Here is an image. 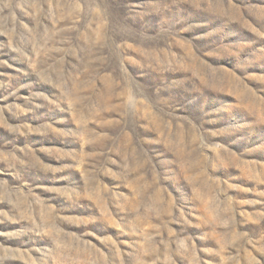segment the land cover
<instances>
[{
    "label": "rangeland",
    "instance_id": "obj_1",
    "mask_svg": "<svg viewBox=\"0 0 264 264\" xmlns=\"http://www.w3.org/2000/svg\"><path fill=\"white\" fill-rule=\"evenodd\" d=\"M0 264H264V0H0Z\"/></svg>",
    "mask_w": 264,
    "mask_h": 264
}]
</instances>
